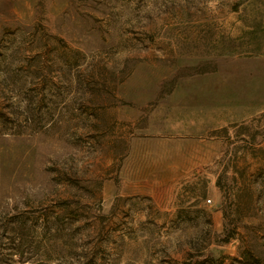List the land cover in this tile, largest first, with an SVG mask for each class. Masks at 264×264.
<instances>
[{
  "label": "rangeland",
  "instance_id": "1",
  "mask_svg": "<svg viewBox=\"0 0 264 264\" xmlns=\"http://www.w3.org/2000/svg\"><path fill=\"white\" fill-rule=\"evenodd\" d=\"M0 264H264V0H0Z\"/></svg>",
  "mask_w": 264,
  "mask_h": 264
},
{
  "label": "built area",
  "instance_id": "2",
  "mask_svg": "<svg viewBox=\"0 0 264 264\" xmlns=\"http://www.w3.org/2000/svg\"><path fill=\"white\" fill-rule=\"evenodd\" d=\"M206 201L209 203L210 202V199H207Z\"/></svg>",
  "mask_w": 264,
  "mask_h": 264
}]
</instances>
